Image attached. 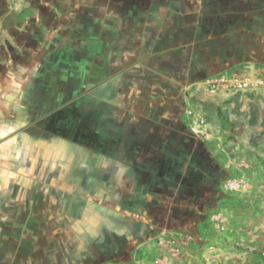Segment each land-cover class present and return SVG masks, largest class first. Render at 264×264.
Instances as JSON below:
<instances>
[{
    "label": "crops",
    "instance_id": "obj_1",
    "mask_svg": "<svg viewBox=\"0 0 264 264\" xmlns=\"http://www.w3.org/2000/svg\"><path fill=\"white\" fill-rule=\"evenodd\" d=\"M105 1L111 0H82L96 8L97 14L87 15L98 18L93 31L109 34L98 42L103 49L110 43L106 53H97V77H88L82 86L83 98L96 100L95 142L104 147L105 139H112L111 152L87 149L81 170H54V210L48 217L40 215L35 196L26 205L25 187L29 191L37 186L30 187L18 174L13 191L8 190V172L0 170V192L11 191L17 198L10 201L5 195L7 201L0 203V264H39L42 255L49 263L91 264L100 259L135 264L139 254L160 257L165 264H264V108H257L256 133L244 142L245 148H239V138L222 145V136L206 146L190 133L183 100L203 69L217 71L218 41L230 54L224 66L263 80L252 91L264 96V0H112V7ZM221 18L241 21L222 30L228 35H215L212 22ZM232 32H239V38ZM86 145L93 147L94 138ZM231 155L247 156V190L236 195L215 187L207 191L196 161L212 158L229 176L234 173ZM79 172V186L72 185L70 179ZM204 194H211L212 202L202 201ZM82 202L91 204L90 224H103L95 213L104 211L106 203L112 217L121 220L110 224H119L117 232L111 230L113 238L123 235L126 240L111 250L114 257L104 253L106 248L78 217ZM126 209L127 215L118 213ZM215 210L224 216L222 232L209 217ZM43 225L49 226L48 240L69 244L66 251L57 253L55 243L48 253L40 252ZM161 228L189 240L159 246L155 240Z\"/></svg>",
    "mask_w": 264,
    "mask_h": 264
},
{
    "label": "rangeland",
    "instance_id": "obj_2",
    "mask_svg": "<svg viewBox=\"0 0 264 264\" xmlns=\"http://www.w3.org/2000/svg\"><path fill=\"white\" fill-rule=\"evenodd\" d=\"M113 3L112 0L105 1L106 7H112ZM94 8L87 7L82 0H0V170H3V174L8 172L7 183L9 181L11 186L8 190L13 191L12 186L17 184L18 174L23 175L30 187L37 186L35 190L31 188L29 191L28 187H25L27 188L25 196L29 197L25 202L26 205L32 204L35 196L36 201H39L37 206L41 216L46 214L48 217L54 210L51 203L52 197L54 198V185L57 182L53 176L56 168L81 170L86 163L87 149H94V152H97V149L103 150L106 154L111 152L112 139H105L104 147L98 145L94 139L93 147H89L86 142L96 138L97 131L87 129L85 124L77 123L80 122L78 119L73 121L72 116L61 110L57 111L61 104L73 98H81L84 87L80 76L87 74L91 67L90 61L97 62L98 51L106 53L110 48V43H106L103 49L102 43L98 42L109 34H98L93 31L97 27L98 18L87 15L97 14ZM231 21L235 22L233 25H239L241 20L234 18ZM239 36L240 33L237 32L232 37L238 39ZM216 38L218 41L217 36ZM224 44L221 45L218 41L219 47L214 57L217 71L203 69L198 74L199 83L187 89L183 95L184 105L187 108L191 100L195 102L208 100L220 105L235 126L241 145L239 148H245L244 142L247 139L251 141L255 136L256 129L253 126L258 123L255 118L257 108H264V96L252 90L217 95L208 92L206 86L208 78L222 72L239 74L235 73L236 70L224 66L225 57L230 56ZM87 61L90 62L89 65ZM93 66V70H97L96 63ZM67 75L71 76L69 79L71 87H65L67 92L62 94L64 97L60 91L62 88L58 90L60 88L58 84H56L58 91L52 89L45 91L47 86L43 80L49 77L65 78ZM48 96L51 102L46 103ZM71 122L72 126L69 129ZM208 128L214 134L210 139L212 140L210 145L218 143L221 135L211 125ZM65 138L70 141H65ZM223 139L222 145H226L227 139ZM197 140L206 146L209 145L207 141ZM242 157L247 159V156L231 155V160L235 162L234 159ZM202 162H204V165L200 162L202 173L208 175L204 180L208 187L206 190L212 191L213 185L224 193L221 184L227 177L226 174L220 173L216 166L217 162L212 158ZM78 174L77 177L68 178L72 185L79 186L82 173ZM62 180L65 181V178ZM61 184L65 183L62 181ZM5 195L10 201L17 199L11 191L0 192V203L7 201ZM108 195L112 197V194ZM201 200L210 203L212 195L204 194ZM110 208V203H106L105 213L111 214L113 210ZM128 211L126 209L117 212H125L127 215ZM42 228L45 235L40 241L41 253H48L55 243L57 253L67 250L65 246H69L68 243L48 240L46 232L49 226L43 225ZM60 228L65 230L66 227L61 225ZM37 259L40 261L39 264H63L59 263V259L49 263L48 257L44 255ZM104 261L109 260L101 262Z\"/></svg>",
    "mask_w": 264,
    "mask_h": 264
},
{
    "label": "built area",
    "instance_id": "obj_3",
    "mask_svg": "<svg viewBox=\"0 0 264 264\" xmlns=\"http://www.w3.org/2000/svg\"><path fill=\"white\" fill-rule=\"evenodd\" d=\"M263 80L252 77L250 75H238L229 72H222L207 79L206 86L209 93L212 95L229 94L233 92L250 91L255 86L262 84ZM187 125L191 134L199 140L209 141L214 134L209 130V124L204 119L203 114L191 104L185 109ZM234 173L226 177L221 189L226 194H239L247 190L248 180L245 176L246 170L250 168V163L245 158L235 160ZM212 225L215 230L222 232L225 228L223 213L220 210H215L209 215ZM186 241L189 240L187 235H177L174 231L168 228H161L156 233V244L166 247L172 240ZM175 253V252H174ZM264 256V250L261 252ZM209 261V258L205 259ZM101 264H125L122 260L104 261ZM135 264H165V261L160 257L149 258L146 254H139Z\"/></svg>",
    "mask_w": 264,
    "mask_h": 264
},
{
    "label": "flooded vegetation",
    "instance_id": "obj_4",
    "mask_svg": "<svg viewBox=\"0 0 264 264\" xmlns=\"http://www.w3.org/2000/svg\"><path fill=\"white\" fill-rule=\"evenodd\" d=\"M88 70L91 71V72H89V74L87 71V74H82L80 76L81 83L85 81V84H86L88 77L89 78H96L97 77V74H96L97 72H96V70L95 71L93 70L92 66ZM99 74H101V72ZM70 77L71 76L67 75V76H65L66 79L60 78V77L52 79L51 77H49V79L43 80V83H45V85L47 86V89L45 91H47L49 89L50 90L52 89L53 91H58L62 88L60 90L61 95L66 93L67 90L65 89V87L66 88L71 87V84L69 81ZM56 84H58V86L60 87L58 90L56 88L57 87ZM84 95H86L85 91L82 92V96L80 99L79 98H73V99L61 104L60 106L57 107V109H58L57 111L61 110V111L65 112L67 115L72 116L73 121H75V119H78L80 122H77V123L82 124V125L85 124V126H86L85 128H87L88 124H89L91 126V129L93 130V129H95L96 119H97V114H96V109H95L96 108V103H95L96 100H95V102L93 101L92 103L88 102L86 96L83 98ZM62 96L64 97V95H62ZM46 100H47L46 103L51 102L50 96H48L46 98ZM47 105L49 106V104H47ZM72 122L68 126L69 129L72 126ZM64 140L67 142L70 141L68 138H65ZM130 196L134 198V195H130V194H127V196L125 195V197H127V198H130ZM127 198H126V200H128ZM80 206H81V208H79L80 210L78 212V217L81 219V221H83L84 227L88 228L86 230H89L88 232L90 233V235L97 236V238L99 239V242H100L99 246L106 248V250H104V253L106 255H108L109 257L113 256L114 254L112 253L111 250H116L119 242H120V244H125L126 240H125V237L123 235H121V238H119V237L113 238L114 232H112L111 230L114 229V231L117 232L116 229H117V227H119V224L115 223V225L112 226L113 229L111 228L110 224L113 221L120 223L121 220L118 218H113L111 214L105 213V211H100L99 214L95 213V216H97L99 219H103L104 220L103 224H101L99 226H96L94 224H90L87 221V217L91 213L90 212L91 204H89L87 202H82ZM106 224H108V225H106ZM91 262H92L91 264H97V263L101 264L102 263L100 261V259H96V260L94 259V260H91Z\"/></svg>",
    "mask_w": 264,
    "mask_h": 264
},
{
    "label": "trees",
    "instance_id": "obj_5",
    "mask_svg": "<svg viewBox=\"0 0 264 264\" xmlns=\"http://www.w3.org/2000/svg\"><path fill=\"white\" fill-rule=\"evenodd\" d=\"M230 23H232L231 20H227L223 18L214 19L212 22V33H215V34L220 33V31L224 30L225 27ZM233 32L231 35L235 34ZM190 104L203 114L206 122L209 125H211L214 129H216L222 137L226 138L229 141H233V142L237 140V132L235 131V126L230 121L227 113L225 112V110L222 109L220 105L215 104L214 102L208 101V100H203V101H198V102L191 100ZM202 161L200 159L196 161V165H197L196 167H198L197 169L201 167L200 166L201 163H203L204 165V162ZM202 170L203 169L200 168L198 174L200 176L201 182L205 183L204 180L208 178V175L202 173L203 172ZM220 173L222 174L223 172L220 171ZM212 187L214 186L212 185Z\"/></svg>",
    "mask_w": 264,
    "mask_h": 264
}]
</instances>
